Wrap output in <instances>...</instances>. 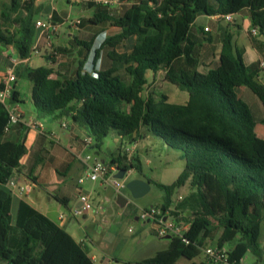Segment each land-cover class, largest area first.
Masks as SVG:
<instances>
[{"label": "trees", "instance_id": "1", "mask_svg": "<svg viewBox=\"0 0 264 264\" xmlns=\"http://www.w3.org/2000/svg\"><path fill=\"white\" fill-rule=\"evenodd\" d=\"M34 1L10 0L4 4L0 0V45L12 47L21 60L29 56L36 37L34 18L42 6L32 12ZM83 1L92 10L91 16L83 19L90 36L87 40L77 35L70 39V51L77 56L72 74L45 66L30 68L25 63L15 68L16 78H25L32 85L33 114L40 121L70 118L87 131L92 138L90 147L95 150L111 130L115 131L120 140L119 153L109 163L118 169L141 171L137 158L128 159L121 152L123 146L133 145L138 139L156 138L178 151L184 169L172 184L147 179L163 191V211L171 208V197L178 189L187 182L190 186L172 211L187 215L190 221L185 241L170 237L167 247L152 258L118 264L192 260L208 247L207 241H212L216 233L215 245L228 247L230 261H241L248 251L260 259L264 254L258 242L264 212V139L255 135L257 119L236 94L237 88H247L264 111L260 69L258 64L257 68L246 67L233 34L226 28L217 61L200 71L199 48L210 44L212 37L204 29L199 31L201 37H195L192 30L198 16L220 19L244 15L251 30L257 31L255 36L248 31L251 44L264 55V0H127L130 7L122 14L114 7ZM48 21L54 25L63 22L55 12ZM107 26L119 32L106 36L94 49L92 69L85 70L95 37ZM132 38L129 53L116 51V45ZM46 58L53 62L52 55ZM98 61L100 66L96 68ZM159 71H164L166 82L187 94L183 104L170 102L163 93L157 99L143 96L147 72ZM11 101L23 104L15 89ZM7 119L0 104V262L93 264L80 243L23 201L12 224V197L3 186L19 169L27 149L22 140L5 138ZM259 122L264 124V115ZM58 200L66 205L64 199Z\"/></svg>", "mask_w": 264, "mask_h": 264}, {"label": "rangeland", "instance_id": "2", "mask_svg": "<svg viewBox=\"0 0 264 264\" xmlns=\"http://www.w3.org/2000/svg\"><path fill=\"white\" fill-rule=\"evenodd\" d=\"M1 1L4 4L10 2V0ZM58 1L60 2L58 3ZM73 1L74 0H68V2H65V0H55L56 7L60 9L65 8V12L68 17L62 25V31L58 30V32L54 34L53 38L56 40H54V42L51 43V45L48 46V49L42 54L44 57L52 55L53 62L51 63V68L54 72L58 71L60 73L72 74L77 68L76 52L72 50L70 51V39H68L66 34L68 32L74 33L79 38L86 40L90 36L86 23L83 22V19L85 20L87 15L86 13H82L79 8L74 5ZM39 2H41V4ZM45 2H48V0H35V3L42 7V3ZM70 3L73 5V8L67 10L65 5ZM37 7H33L32 12H34ZM129 7V2L124 0L120 3V5H117L114 8L119 12V14H122ZM241 16V14H236L232 16V19L240 21ZM76 20H81V25L77 28H71L70 23ZM203 23H210L208 31L210 33V30L213 28L215 23L209 22V20L205 17L198 18V24L201 25ZM222 24L223 26H230L232 23L228 24L226 21H223ZM248 30H251V28L248 27ZM118 32V29L112 26H107L106 32H103L95 37L92 50L84 65L85 70L91 71L92 69L94 49L98 48L106 36H113ZM198 34L201 37L200 32H198ZM237 35L238 47L239 43H243L246 48L251 47V37L249 34L242 30L236 33V37ZM133 44L134 38L127 39L116 45L115 49L120 54H126L131 51ZM59 48L66 49L67 51L69 50L70 52L61 51V53H59ZM215 52L216 48L209 49L207 46L199 48L198 53L200 54L201 64L204 60H214ZM103 57L105 58L104 54ZM211 64L212 63H209L208 66ZM43 65L44 61L41 60L39 56H31L30 68H37ZM99 66L100 62L98 61L96 68H99ZM259 78L261 81H264L263 70L259 71ZM146 80L147 84L143 91L144 97L152 95L157 99L159 95L163 93L167 95L171 100L170 102L174 104H183V97L185 100L187 99V94L185 92L178 90L175 86L164 80V71H159L156 74L147 72ZM16 88L20 98L23 100V104L19 103V106L20 108L26 109V107H29L30 105L32 85L25 78H18L16 81ZM253 96L258 99L255 95ZM64 120L66 123L72 124L70 118L64 117ZM260 126L264 127V124L257 120L256 129ZM119 145V137L115 131L111 130L98 150L84 148V150L80 153V158L83 160L87 155H90L98 161L104 160L105 163H109L110 158L119 153ZM125 146L121 149L122 153H125ZM96 152L98 153L97 155H95ZM179 155L180 153L178 151L167 147L156 138L147 137L138 139L127 157H129L128 159H138L141 169L140 172L134 169L130 170L126 173L124 180L113 179V173H111L108 175L107 183H103L100 180L95 182L85 180L79 188L84 194L88 195L91 208L89 210H82L81 214L73 216V203L70 205L71 207L69 206L72 208L71 211L68 208L66 209L60 206L62 212L61 214L65 217L66 230L71 234L76 242L86 245L88 249V257H95L93 264H102L100 263V260L104 256L109 259L107 264H118L126 261H141L152 258L157 251L163 250L167 247L168 240L157 236L151 229L150 224H145L140 220L135 221L134 219V215L136 217L142 209H146L151 206L160 207L159 205H161L164 196L163 191L157 188L155 184H150V191L145 196L139 199H132L124 187L116 189L113 182L125 184L127 181L132 179H141L144 181L151 179L154 183L170 185L178 178L184 169V161L179 158ZM77 179V177L68 175L69 183L72 186L77 184ZM189 189V182H187L183 187L178 189L175 194H173L171 197V209H173L176 202L180 201L179 197L183 198L186 196ZM118 195L128 200V204L123 208H120L117 205ZM26 201L28 200L26 199ZM55 205L56 204L53 203V207H56ZM54 215L55 214L53 213L52 216ZM185 218L187 219V217ZM217 236L218 233L214 235L212 241H207L206 246H214L216 244ZM258 242L261 247H264V212ZM200 262H204L205 264H214L205 257L203 249L201 250L200 255L192 260H185L183 258L178 260V263L180 264H198ZM240 264H264V254L260 259H258L256 255L248 251L241 260Z\"/></svg>", "mask_w": 264, "mask_h": 264}, {"label": "crops", "instance_id": "3", "mask_svg": "<svg viewBox=\"0 0 264 264\" xmlns=\"http://www.w3.org/2000/svg\"><path fill=\"white\" fill-rule=\"evenodd\" d=\"M59 2L60 1H58V3ZM65 2H68V0H65ZM73 2L74 5L79 8L82 13H86V18H89L91 16L92 10L87 9V4L85 1L74 0ZM39 3L41 4V2ZM42 5L43 7L40 13L34 18V23L36 20H48L53 12H55L63 21L62 23L58 24V26L61 27L59 30L62 31V25L68 17L67 14L66 17H64L63 15L66 9H60L56 7L55 0H48V2L42 3ZM37 6H39V4L35 3L34 1L33 7ZM65 7H67V10H69L73 8V5L70 3L66 4ZM200 17H205L209 20V22L215 23L213 28H211L210 30V35L212 37L211 43L207 44L206 46L209 49L216 48L214 60H204L205 63H202L203 68L200 66V68H202H199L200 71L206 70L209 63H214L217 61L218 47L222 39V33L224 30H226V28L233 34L234 44L236 45L237 49H240L242 60L246 67L251 68L253 66H256L257 68L258 62L264 61V55L260 54L252 46V44L249 48H246L243 43H239L240 48L237 45L238 35L236 37V33L238 31L244 30L248 34V27L251 28L248 17L242 15L240 21H236L233 19V22L230 26H223L222 22L224 20H220L217 17L198 16L194 22L192 30V34L195 37L199 36L198 32L200 31V29H204L205 27L210 28V23H203L201 25L198 24V18ZM104 32H106V30ZM66 36L68 37V39H72L75 34L68 32ZM53 37L54 35H52L51 39L48 40L46 38V34H41L39 30H36L34 44H36L37 49L41 53V56H39V58L44 61L43 66L45 67H51V62L48 60V58L42 56V54L45 50L48 49V46L51 45L54 40H56ZM13 51L14 50L12 47H2L0 45V75L3 74L8 68L9 64L6 59L7 54ZM30 63L31 59L26 63L27 66L30 67ZM17 79L18 78H16V81ZM261 82L264 84V81ZM13 86L15 91H17L16 82ZM236 94L240 100H242L243 102L246 101L244 103L249 106L251 111L255 113L254 115L256 119L260 121L264 115L263 107L260 101L256 99L252 95V93H250L245 87L237 88ZM19 99L22 100L20 96ZM186 100L184 97L182 98L183 103ZM21 109L23 111V122L28 117H35L32 111L31 103L29 107H26V109ZM41 122L43 123L44 127L43 133H39L38 131L26 127L25 125H23V123H21L13 127L11 131L5 135V138L10 141L22 140L24 142L27 152L20 160L19 169L13 171V177L17 184L28 186L31 190L28 194L23 193L21 195H17V191L14 189L15 194L11 195L12 200L10 209L12 224H14L15 221L18 204L20 201H23L34 208L36 211L46 216L53 223L64 229L71 236V234L66 230V222H64L63 225L59 224L58 216L62 213L60 206L66 209L68 208L70 209V211L72 209L70 208V205L72 203L74 204L73 210L80 207V203L77 198V184H74L72 186L69 183L68 175L79 178L84 172V166L82 164V159L80 158V153L84 150V148H86L83 145L82 139L85 136H88V133L84 128L78 126L73 122L72 124L66 123L64 117L58 120L48 119ZM62 123L66 124L65 128L61 127ZM256 128L257 124L254 128L255 135L261 139H264V127L260 126L258 127V129ZM87 148L93 149L91 147ZM97 154L98 153L96 152L95 155ZM102 161L105 163L104 160ZM32 178L35 180L32 181ZM25 198L28 201H26ZM58 199H64L65 201H67L66 205L60 203ZM53 203L56 204V207H53ZM53 213L56 216H52ZM81 245L86 251H88L86 245H84L83 243H81ZM90 258L93 261L95 259L94 256H91ZM108 262L109 259L105 256L100 260V263L102 264H107ZM0 264L4 263L0 262Z\"/></svg>", "mask_w": 264, "mask_h": 264}, {"label": "built area", "instance_id": "4", "mask_svg": "<svg viewBox=\"0 0 264 264\" xmlns=\"http://www.w3.org/2000/svg\"><path fill=\"white\" fill-rule=\"evenodd\" d=\"M93 1L97 3H101L110 7H115L120 5L122 0H87ZM233 15L222 16L220 19H223L227 23H232ZM218 18V17H217ZM80 24V20H76L70 23L71 28H77ZM35 29L39 30L41 34H46V38L48 40L51 39L52 35L58 32L59 26L52 24L48 20H36L34 23ZM204 31L208 32V28H204ZM257 31L255 29L251 30V35L255 36ZM14 50V49H13ZM41 56L40 51L37 49L36 44H33L29 56L21 60L18 58L15 50L7 54V62L8 68L0 77V104L4 107L7 112V123L4 127V134H7L11 131V129L18 124L23 123L26 127L34 129L39 133H43L44 127L43 123L36 119L35 117H28L23 122V111L20 108L18 103H13L11 101L12 92L14 90L13 84L16 82L15 68L21 63H27L31 59V56ZM258 66L260 70L264 71V61L258 62ZM61 127L65 128L66 124L62 123ZM84 147H90L92 145V138L89 136H85L82 139ZM135 144L125 146L124 152L126 156L129 155L131 149ZM129 158V157H127ZM82 164L84 166V173L77 179V198L80 203V207L73 211V216L81 214L82 210H89L91 205L89 203L88 195L84 194L79 188L80 185L84 183L85 180H89L91 182L102 181L103 183L108 182V175L113 173V175L119 170L116 166L111 165L110 163H104L98 161L94 157L87 155L83 160ZM130 171V170H128ZM127 171V172H128ZM114 179V178H113ZM116 180V179H115ZM116 189L123 188L124 184L113 182ZM4 187L10 192L11 195H14V189L17 191V195H21L23 193L28 194L31 190L28 186H22L16 183L13 175L6 181ZM181 200V197H179ZM160 206V205H159ZM173 209L169 208L167 210H162L160 207L151 206L146 209L140 210L137 214V220L142 221L143 223L150 224L151 229L156 233L157 236L166 239L167 237H176L184 240V234L188 231L190 227V221L185 214H173ZM58 221L60 225H63L65 222V217L61 214L58 216ZM130 231V229H129ZM168 238V239H169ZM81 244V243H80ZM227 246L218 247L208 246L203 249L204 255L207 259H209L214 264H240L239 262H234L229 260V252Z\"/></svg>", "mask_w": 264, "mask_h": 264}, {"label": "water", "instance_id": "5", "mask_svg": "<svg viewBox=\"0 0 264 264\" xmlns=\"http://www.w3.org/2000/svg\"><path fill=\"white\" fill-rule=\"evenodd\" d=\"M103 162V161H101ZM127 173L126 169H119L114 175L113 178L116 180H124ZM124 188L128 191L132 199H139L145 196L150 191V183L141 179H132L127 181L124 184ZM128 204V200L120 195L117 197V205L120 208L125 207ZM137 221V217H135ZM167 237L166 239H168Z\"/></svg>", "mask_w": 264, "mask_h": 264}]
</instances>
